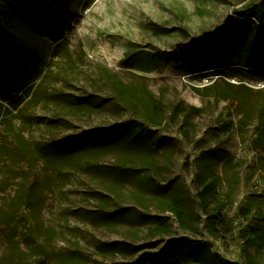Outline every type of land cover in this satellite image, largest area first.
Returning <instances> with one entry per match:
<instances>
[{
    "label": "rangeland",
    "instance_id": "374dc122",
    "mask_svg": "<svg viewBox=\"0 0 264 264\" xmlns=\"http://www.w3.org/2000/svg\"><path fill=\"white\" fill-rule=\"evenodd\" d=\"M251 1L68 0L48 52L40 39L25 42L32 55L0 72V264L131 262L167 243L146 229L153 217L171 220L163 210L175 197L202 232L195 239L244 264L235 212L264 190V70L244 64L240 43H220V30ZM197 41L206 45L199 66L185 58ZM178 104L202 113L171 121ZM134 119L162 126L130 146L91 132ZM207 154L235 190L227 221L236 240L225 243L201 230L194 201Z\"/></svg>",
    "mask_w": 264,
    "mask_h": 264
},
{
    "label": "trees",
    "instance_id": "16d2710c",
    "mask_svg": "<svg viewBox=\"0 0 264 264\" xmlns=\"http://www.w3.org/2000/svg\"><path fill=\"white\" fill-rule=\"evenodd\" d=\"M56 1L0 0V53L5 50L6 46L7 49L12 48L5 57V61L2 59L0 61L2 74L9 73L8 69L15 71L14 67L11 69V66L16 58L32 55L26 50L29 44L25 43L27 40L40 39L46 45L45 49L48 52L50 43L46 40L47 35L59 23L60 17L67 12L69 5L68 0H62L61 6H58ZM23 14L28 16L27 20L22 19ZM236 15L237 19L233 22L226 21L221 28L220 35L224 40L220 43L225 44L232 41L240 43L244 64L249 68L264 70V0H252L244 10L236 12ZM245 23L248 25L246 26ZM10 37H14L17 41L11 40ZM195 45L196 50L186 52L185 58H190L199 66V58L202 51L206 49V45L204 42L200 45L198 41ZM46 58L47 54L40 57L38 63L36 59L34 62L41 65ZM23 61H27V58ZM224 63L227 64V60ZM201 113L200 108L187 106L185 109L178 104L172 108L170 120L181 119L182 123L187 125ZM161 126L160 119H134L105 128H94L91 132H101L112 143L130 146L144 141L145 135H150L151 127L160 129ZM229 132V127L224 126L220 133H214L213 136L218 142L222 139V135L226 136ZM257 134L260 139L264 137L263 124L258 128ZM185 136H188L187 132ZM221 167L220 159H214L212 155L198 157L194 201L203 218L201 230L213 240L225 243L229 240H236L227 221V214L235 203V190L231 185L226 186ZM181 204L178 197L165 203L163 212L171 215L170 222L167 218L153 217L154 225L146 229L148 240L167 238L168 241L163 247L154 253H143L131 262L111 264H237L219 258L207 241L195 239L202 232L187 224V216ZM235 213L240 224L237 239L242 243L244 264H264V190L248 195ZM138 218L147 217L139 216ZM171 222L176 225L182 234L181 237L175 238ZM163 256L166 258L163 259Z\"/></svg>",
    "mask_w": 264,
    "mask_h": 264
}]
</instances>
